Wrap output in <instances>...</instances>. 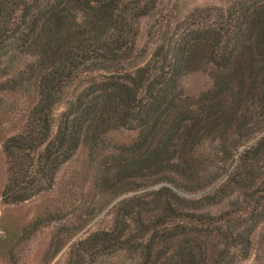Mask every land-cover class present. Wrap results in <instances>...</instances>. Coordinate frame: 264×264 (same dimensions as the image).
I'll use <instances>...</instances> for the list:
<instances>
[{
    "label": "trees",
    "instance_id": "16d2710c",
    "mask_svg": "<svg viewBox=\"0 0 264 264\" xmlns=\"http://www.w3.org/2000/svg\"><path fill=\"white\" fill-rule=\"evenodd\" d=\"M162 1L0 0V206L52 190L78 151L81 185L71 175L62 191L71 204L83 185L101 209L132 193L108 227L69 243L80 229L58 226L41 264L68 243L61 264L264 259V0L182 18ZM152 15V47L140 46ZM191 75L203 77L194 88ZM3 219L0 264H26L40 217Z\"/></svg>",
    "mask_w": 264,
    "mask_h": 264
},
{
    "label": "rangeland",
    "instance_id": "374dc122",
    "mask_svg": "<svg viewBox=\"0 0 264 264\" xmlns=\"http://www.w3.org/2000/svg\"><path fill=\"white\" fill-rule=\"evenodd\" d=\"M226 0H172L171 3L167 0H163L161 5L158 7L159 10H161V13L164 12L167 7L170 9L171 4L176 3V9H175V15L182 18L184 15L189 13L191 10H193L196 7H204V6H219L223 7ZM170 3V4H169ZM156 16H148L144 17L140 20L139 28L140 33L138 36V43L139 45H143L147 43L150 45V40L146 37V30L154 24V18ZM203 79L201 75H191L186 78V84L190 88H194L196 86V82L200 79ZM62 110V106H58L56 109V114H59ZM214 146V145H213ZM243 146L239 148L241 150ZM238 154H233L232 160L236 161ZM83 153L81 151H78L76 155L69 160L67 163L62 165V167L59 169L56 177L55 184L52 188V190L45 192L43 194H40L38 196H35L31 198L30 200L26 201L19 207H15L16 209L13 210L11 206H7L2 204L0 206V225L2 226L3 223H5L3 219V215H7V217L11 215H21L25 216L28 215L30 217L36 216L40 217L39 219V225L38 229L35 233V235L28 241L26 244V251L25 253L28 256V259L24 258V261L26 264H41L44 262V259L46 258V255H44L45 249L50 243L51 236L53 235V232L56 230L58 226H66L67 228H70L71 231L79 228L80 230L77 231V233L73 236L72 240L69 242L71 243L74 239L80 238L85 236L88 232L95 228H104L108 227L110 225V215L109 211L110 208L113 206V204L120 199L121 197L125 195H129L132 193H128L125 195H122L118 197L117 199L113 200L108 206L101 209L102 205L100 206V201H98V198L94 199L92 201L91 194H88L89 191L87 189L88 185H83V191H82V198L84 199L80 201L78 204L79 206H74L73 203L71 204V200L66 196L62 194V191H64L68 179L72 176H77L76 183L80 186V179L84 177L83 172ZM232 163V161H231ZM188 197H195L194 194H186ZM98 201V202H97ZM57 204L59 207L61 206L62 210L61 212L54 213L56 214L54 219L49 217L48 214L44 213V208L48 205L54 206V204ZM77 203V202H75ZM229 206V201L224 200L219 205L213 207L211 210L217 211L221 208H226ZM101 209V210H100ZM96 211L97 215L94 217L92 214H94ZM6 225V223H5ZM69 243L64 246V248L59 252V254L52 260L51 264H61L62 261L66 257V250L69 245ZM252 257L250 259L241 262L242 264H264V259L260 261H254Z\"/></svg>",
    "mask_w": 264,
    "mask_h": 264
}]
</instances>
